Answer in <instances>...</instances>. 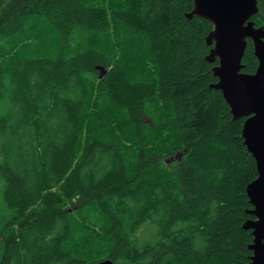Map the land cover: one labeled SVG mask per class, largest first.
<instances>
[{"label": "trees", "instance_id": "trees-1", "mask_svg": "<svg viewBox=\"0 0 264 264\" xmlns=\"http://www.w3.org/2000/svg\"><path fill=\"white\" fill-rule=\"evenodd\" d=\"M193 6L0 0V264H250L257 164Z\"/></svg>", "mask_w": 264, "mask_h": 264}, {"label": "water", "instance_id": "water-1", "mask_svg": "<svg viewBox=\"0 0 264 264\" xmlns=\"http://www.w3.org/2000/svg\"><path fill=\"white\" fill-rule=\"evenodd\" d=\"M193 9L186 14L209 20L213 28L206 37L212 46L206 59L218 61L213 68L218 82L212 87L221 90L235 120L246 118L242 136L256 160L258 176L247 185V194L255 219H248L245 230H252L254 240L250 264H264V26L257 27L253 17L259 12L258 0H193ZM248 39L254 44L258 59L255 72L244 71L243 59ZM102 77L106 68L98 65ZM181 156V155H180ZM92 264H116L104 259Z\"/></svg>", "mask_w": 264, "mask_h": 264}, {"label": "rangeland", "instance_id": "rangeland-1", "mask_svg": "<svg viewBox=\"0 0 264 264\" xmlns=\"http://www.w3.org/2000/svg\"><path fill=\"white\" fill-rule=\"evenodd\" d=\"M144 230H146V229H144Z\"/></svg>", "mask_w": 264, "mask_h": 264}]
</instances>
